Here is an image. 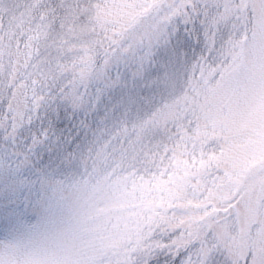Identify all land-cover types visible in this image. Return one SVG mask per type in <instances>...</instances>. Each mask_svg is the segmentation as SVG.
Listing matches in <instances>:
<instances>
[{"label":"snow or ice","instance_id":"6c2138e0","mask_svg":"<svg viewBox=\"0 0 264 264\" xmlns=\"http://www.w3.org/2000/svg\"><path fill=\"white\" fill-rule=\"evenodd\" d=\"M0 143V264H264V0H0Z\"/></svg>","mask_w":264,"mask_h":264},{"label":"rangeland","instance_id":"374dc122","mask_svg":"<svg viewBox=\"0 0 264 264\" xmlns=\"http://www.w3.org/2000/svg\"><path fill=\"white\" fill-rule=\"evenodd\" d=\"M67 126L65 122L63 127ZM17 165L11 150L6 152L0 143V242L14 239L36 222L37 213L29 204V189L23 183L32 172Z\"/></svg>","mask_w":264,"mask_h":264}]
</instances>
